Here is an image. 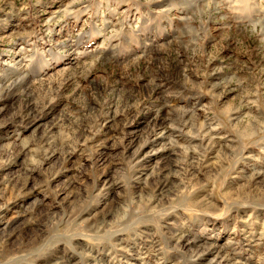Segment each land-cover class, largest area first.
Returning <instances> with one entry per match:
<instances>
[{"label":"rangeland","instance_id":"374dc122","mask_svg":"<svg viewBox=\"0 0 264 264\" xmlns=\"http://www.w3.org/2000/svg\"><path fill=\"white\" fill-rule=\"evenodd\" d=\"M178 233L264 264V0H0V264H203Z\"/></svg>","mask_w":264,"mask_h":264},{"label":"bare ground","instance_id":"6f19581e","mask_svg":"<svg viewBox=\"0 0 264 264\" xmlns=\"http://www.w3.org/2000/svg\"><path fill=\"white\" fill-rule=\"evenodd\" d=\"M25 78V77H24ZM23 78V79H24ZM32 113L31 110H29V112H27V114ZM186 113V112H184ZM185 115V114H184ZM192 119V118H191ZM185 124V123H184ZM204 126V125H203ZM252 126V125H251ZM191 127V126H190ZM194 127V126H193ZM202 127V126H201ZM192 129V128H191ZM200 129V128H199ZM168 131V130H167ZM253 131V130H252ZM171 135V133H170ZM213 136V135H212ZM209 138V137H208ZM220 146V145H219ZM223 146V145H222ZM221 146V147H222ZM224 149V148H223ZM29 150V149H28ZM224 152V151H223ZM29 172V171H28ZM171 172L172 169L171 167H169L166 170V173L164 175V180L165 182L162 183V185L156 190L157 193H165L166 191H169L171 189V186L173 185V182H171ZM170 192V191H169ZM258 200V199H257ZM204 202V201H203ZM118 212V211H117ZM110 214L106 215L109 216ZM112 217H115V215L111 216V219H113ZM107 219V217H104L102 219V221H105ZM108 220V219H107ZM94 228V226H93ZM92 228V230H93ZM97 233V232H95ZM92 234V233H91ZM171 236V235H170ZM169 236V237H170ZM11 239V238H10ZM19 239V238H18ZM13 240V237H12ZM39 241V237L36 235V237L31 240V242L29 243L30 245H36L38 244L37 242ZM169 242L171 244H173L176 248H178L180 251L181 250H188L191 254H192V258H194V260H196L199 257V262H201L203 264H219L220 263H224V264H232L231 261H233L231 258V256L229 255V252L227 251L226 248L224 247H220L216 245H208L205 243L204 240L200 239V238H196V237H192L188 234L185 233H178L176 235H173L169 238ZM151 243V242H150ZM34 247V246H33ZM154 247V246H153ZM227 247V246H226ZM27 248V247H26ZM25 248V249H26ZM160 248V247H159ZM158 248V249H159ZM175 248V249H176ZM27 250V249H26ZM160 250V249H159ZM25 251V250H24ZM185 251V250H184ZM211 256L212 260L207 261V257ZM216 259V260H215ZM236 259V258H235ZM238 259V258H237ZM236 259V260H237ZM42 260H44V257L41 255H37L33 257L32 262L33 263H40ZM190 260V259H189ZM191 263V262H190ZM237 263V261H236ZM55 264H66V260H64V258H59V262L55 263Z\"/></svg>","mask_w":264,"mask_h":264}]
</instances>
